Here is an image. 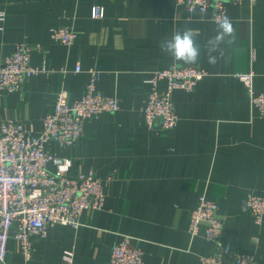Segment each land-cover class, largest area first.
<instances>
[{"label":"crops","instance_id":"0c3cea01","mask_svg":"<svg viewBox=\"0 0 264 264\" xmlns=\"http://www.w3.org/2000/svg\"><path fill=\"white\" fill-rule=\"evenodd\" d=\"M94 6L104 8L103 17H93ZM0 11V62L26 42L35 46L32 65L41 70L21 90L0 89V126L17 119L40 135L57 91L66 89L72 102L93 70L98 89L120 103L118 111L86 120L75 145H47L70 158L71 174L94 172L105 180L103 208L84 211L77 226L50 224L46 236L33 238L30 260L14 224L0 264H109L112 247L126 235L143 251V264H198L215 249L205 225L196 236L189 232L204 192L223 220L221 246L253 251L254 264H264V221L258 224L244 207L250 193L264 194V112L252 106L238 76L253 71L254 91H264V0L228 5L236 40L214 53L215 65L206 47L216 34L213 8L190 11L177 0H0ZM62 25L76 31L70 46L52 37ZM186 28L195 30L201 46L194 64L159 48L163 38ZM172 64L200 66L207 74L194 90L173 91L176 127H150L142 111L149 79ZM167 85L159 82L162 90ZM68 250L72 263L63 258Z\"/></svg>","mask_w":264,"mask_h":264},{"label":"built area","instance_id":"2783aa9c","mask_svg":"<svg viewBox=\"0 0 264 264\" xmlns=\"http://www.w3.org/2000/svg\"><path fill=\"white\" fill-rule=\"evenodd\" d=\"M256 0H251L255 2ZM242 0H177L190 11L214 9L213 18L227 15L229 4ZM95 18L104 16L102 6H94ZM4 12L0 11V19ZM76 31L73 26L62 25L52 29L54 40L67 46L73 44ZM35 46L26 42L15 45L13 52L0 62V89L13 92L24 88L27 81L39 68L32 65L31 55ZM77 66L76 70H80ZM200 66L172 64L152 72L150 91L142 109L145 122L153 127L160 122L164 128L177 126V114L172 99L175 89L192 91L205 75ZM254 72L241 73L239 78L248 85L252 106L264 112V91H254ZM99 73L91 72L83 94L72 102L69 93L61 88L56 93L54 106L44 119L43 132L32 135L26 124L9 119L0 126V261L7 256V242L11 229L17 225L16 238L26 260L33 256L34 237H44L50 224L77 226L86 210H100L105 203V180L94 172L71 174L70 158L53 154L47 145L57 142L62 146L75 145L82 137L86 120L96 119L104 112H116L119 99L104 94L97 87ZM167 80V88H159L161 80ZM111 179V176L107 178ZM245 209L255 221H264V194L250 193L244 200ZM205 225L207 240L215 249L199 258L198 264H254L255 253L240 250L230 244L221 246L220 236L223 220L217 215V204L206 193L201 194L197 206L190 216L189 232L196 236ZM133 237L126 235L112 249L109 264H143V251L132 243ZM64 260L72 263L73 251H66Z\"/></svg>","mask_w":264,"mask_h":264},{"label":"clouds","instance_id":"9594fccd","mask_svg":"<svg viewBox=\"0 0 264 264\" xmlns=\"http://www.w3.org/2000/svg\"><path fill=\"white\" fill-rule=\"evenodd\" d=\"M236 30L232 19L224 15L216 21V34L207 41V61L210 65L217 63V53L221 45L235 43ZM162 53L173 58L174 61L186 64L197 63L201 55V46L195 39V30L186 28L175 30L170 37L163 38L159 43Z\"/></svg>","mask_w":264,"mask_h":264},{"label":"rangeland","instance_id":"374dc122","mask_svg":"<svg viewBox=\"0 0 264 264\" xmlns=\"http://www.w3.org/2000/svg\"><path fill=\"white\" fill-rule=\"evenodd\" d=\"M34 253V252H33Z\"/></svg>","mask_w":264,"mask_h":264}]
</instances>
